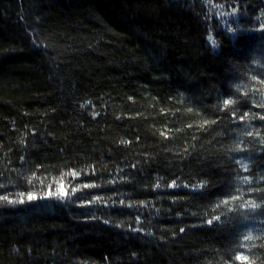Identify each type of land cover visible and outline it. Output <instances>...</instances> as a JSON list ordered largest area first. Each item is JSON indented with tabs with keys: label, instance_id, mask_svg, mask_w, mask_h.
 Here are the masks:
<instances>
[{
	"label": "trees",
	"instance_id": "trees-1",
	"mask_svg": "<svg viewBox=\"0 0 264 264\" xmlns=\"http://www.w3.org/2000/svg\"><path fill=\"white\" fill-rule=\"evenodd\" d=\"M0 264H264V0H0Z\"/></svg>",
	"mask_w": 264,
	"mask_h": 264
},
{
	"label": "snow or ice",
	"instance_id": "snow-or-ice-1",
	"mask_svg": "<svg viewBox=\"0 0 264 264\" xmlns=\"http://www.w3.org/2000/svg\"><path fill=\"white\" fill-rule=\"evenodd\" d=\"M234 11H235V9H234ZM225 103L227 104V103H229V101H225ZM33 197H29V199H32ZM210 223H211V221H210ZM245 239H251V237L250 236H248V237H245ZM237 259H246V257H237Z\"/></svg>",
	"mask_w": 264,
	"mask_h": 264
}]
</instances>
